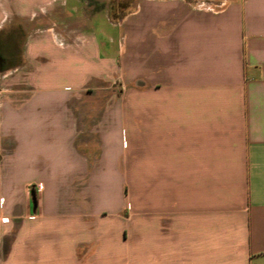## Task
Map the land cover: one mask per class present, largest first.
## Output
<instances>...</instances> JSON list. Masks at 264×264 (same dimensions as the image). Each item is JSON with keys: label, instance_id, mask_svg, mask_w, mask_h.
Returning a JSON list of instances; mask_svg holds the SVG:
<instances>
[{"label": "crops", "instance_id": "crops-1", "mask_svg": "<svg viewBox=\"0 0 264 264\" xmlns=\"http://www.w3.org/2000/svg\"><path fill=\"white\" fill-rule=\"evenodd\" d=\"M103 1L0 0V264H264V0Z\"/></svg>", "mask_w": 264, "mask_h": 264}, {"label": "rangeland", "instance_id": "rangeland-1", "mask_svg": "<svg viewBox=\"0 0 264 264\" xmlns=\"http://www.w3.org/2000/svg\"><path fill=\"white\" fill-rule=\"evenodd\" d=\"M193 2H204V1H219V0H192ZM103 3L110 4L111 8L113 9V19L118 20L120 19L123 15L124 17H127L129 19H135V8H136V3L137 0H104ZM103 21V17L99 16L95 18V23H99ZM101 25H98L99 27ZM112 32L114 36L121 35V27L118 26H113ZM4 78L0 79V81H3ZM119 81V80H118ZM125 82V80H124ZM125 84V83H124ZM127 93V91H125ZM108 248H102L99 252V254H109L110 250ZM119 264V263H118Z\"/></svg>", "mask_w": 264, "mask_h": 264}, {"label": "built area", "instance_id": "built-area-1", "mask_svg": "<svg viewBox=\"0 0 264 264\" xmlns=\"http://www.w3.org/2000/svg\"><path fill=\"white\" fill-rule=\"evenodd\" d=\"M39 187H40V188H42V187H43V185H42V184H39Z\"/></svg>", "mask_w": 264, "mask_h": 264}]
</instances>
